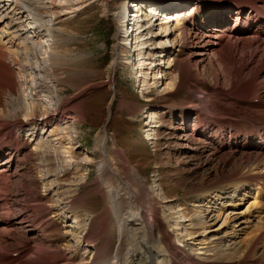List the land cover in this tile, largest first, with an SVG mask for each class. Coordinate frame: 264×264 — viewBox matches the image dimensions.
Returning <instances> with one entry per match:
<instances>
[{
    "label": "rangeland",
    "instance_id": "rangeland-1",
    "mask_svg": "<svg viewBox=\"0 0 264 264\" xmlns=\"http://www.w3.org/2000/svg\"><path fill=\"white\" fill-rule=\"evenodd\" d=\"M108 1L111 16L121 14L126 6L122 0ZM187 1L184 8H177V12L183 10L178 14L172 13L174 10H166L165 6L159 9L163 14L172 13L170 16L163 15L164 18L171 17L168 26H172V31L175 25L180 31L181 27L185 30L184 39L180 36L181 42L177 39L178 42L166 56H169L170 63L166 71L168 78L162 80L159 87L168 88L170 83L175 88L165 96L150 88L144 94L139 76L133 72L132 65L125 62L127 58L130 63L133 61V47L127 42L122 52L116 49L115 22L104 14L101 7L94 4L79 10L60 25V32H55L59 41L56 47L60 53L74 57L55 73L61 106L75 121V137L70 143L55 140L54 130L60 125L61 128L69 125L63 124L68 121L62 113L47 126L41 122L35 126H32L33 123L24 124L21 132L14 127L15 120L7 119L6 124L1 122L0 145H5L4 149L9 145L18 150L16 163L9 168L8 175H4L6 178L0 177V245L8 248L4 254L0 253V257H11L4 264L17 263L12 257L25 258L33 246L48 250L60 248L69 255L76 248L73 241V234H77L73 228L75 217L78 215L76 218L84 223L87 217L93 219L106 207L107 188L103 182L118 185L120 194H125L124 186L116 183L111 173H104L99 179L98 165L102 152L95 149V142L103 136L107 138L108 155L115 160L116 167L112 165L113 168L122 170L120 164L116 165L122 162V165L136 171L132 176L123 174L124 179L134 184L140 179L143 183V192H137V200H131L133 206H150L149 211L159 226L162 216H165L169 230L177 235L181 233L183 240L188 239L187 234L181 225L176 228L175 222L182 221L186 227L191 222L196 225L201 210V216L207 217V226L206 231L196 226L195 231L201 235L195 239L196 242H200L203 236L224 232L230 225V217L249 216L254 210L249 208L252 204L258 206L254 212L256 215L258 212L264 214V53L254 46L244 50L238 46L233 51L236 66L244 69L239 79H234L229 70L219 63L214 52H206L203 59L197 57L205 34L211 33L214 28L213 24L205 23L208 12L213 14V11L203 3L192 5V0ZM230 1L233 3V0ZM230 12L225 13L229 16L227 25L232 27L236 23L241 28L240 20H235V15ZM184 14H191L189 19L184 18L185 22L182 20ZM198 22L209 25L200 32L195 25ZM2 28L1 25L0 30ZM180 31H176L175 35ZM193 32H197L195 37ZM220 41L221 46L223 43L236 46L235 41L227 37H222ZM221 46L214 48L219 50ZM116 54L120 61L111 69ZM11 68L12 87L18 93L21 79L15 68ZM2 93L0 103L6 109L9 107L8 100ZM22 96L18 121H24V115L30 111L29 96ZM194 104L198 105L194 108L198 112L187 109ZM35 110L37 119H40L41 112L38 107ZM151 113H154V124H150ZM28 131L31 133L30 140L36 136V139L42 137L53 141L62 161L50 152L45 166L42 148L34 150L36 139L29 140L30 143L24 140L30 134ZM147 134L154 135L155 139L146 138ZM10 137L17 140L13 142ZM67 150L71 153L68 154ZM104 177H107L106 180ZM248 181L262 185L259 192L250 191L240 203L235 201L237 205L231 204L230 186ZM56 182L64 187L67 185L68 192H72H61ZM220 192L222 199L215 201L214 195ZM62 202L71 206V211L66 210L63 216L60 214ZM16 218L22 222L12 226L11 222ZM90 238L94 239L95 246H99L97 249L104 248L106 243L98 242L93 235ZM187 242L193 244V241ZM82 250H79L78 256L72 252V264L79 263L83 256L88 260L90 249ZM177 258L173 264H181V259Z\"/></svg>",
    "mask_w": 264,
    "mask_h": 264
},
{
    "label": "bare ground",
    "instance_id": "bare-ground-1",
    "mask_svg": "<svg viewBox=\"0 0 264 264\" xmlns=\"http://www.w3.org/2000/svg\"><path fill=\"white\" fill-rule=\"evenodd\" d=\"M122 1L126 4L121 11L122 13H119V15L112 14L111 16L108 0H0V24L3 27L2 30H0V93L4 92L2 95H5V99L8 100V108H10V110L8 108L5 109V107L2 108L3 105L0 103V125L1 122L2 124H6L5 122L7 119H13L15 120L14 127H17L18 131L21 132L24 124L33 123L32 126H35L38 122H41L42 124L45 123L44 126H47L52 124L53 119L60 116L59 114L62 113L68 121L63 124L69 123V125L65 128H61L62 126L60 125L59 128L54 130L53 134L55 136H53L56 137L55 140L58 141V143L64 140L68 143L73 142L75 137V128L73 125L75 121L71 120L72 116L64 112L61 106L62 99L58 94L59 82L58 78H56L55 71L60 69L63 65H66L68 60H73L74 57L72 58L73 55H64L60 53L57 48L58 46L56 47L59 41L55 36V32L58 33L61 31L60 25L65 23V20L70 19L79 12V10L94 4L101 7L104 14L110 16L115 22L117 30L115 40L118 43L116 49H120L122 52L124 43L128 42L127 44L130 46L132 45L135 55H133V61L130 63L127 58L125 62L126 65L128 63L131 64L133 72L136 76H139L140 85L144 94L150 91L149 88L156 89L157 94L160 96H165L174 91L175 87L170 83L167 84L168 88L161 89L159 86L162 80L165 81L168 78L166 71L170 68V63L168 59L169 56H166L169 55V50L178 42L177 39H179V41L182 37L184 39L183 34L185 35V30L181 27L180 31V28L177 29V25H175L172 31V26H168L171 22V17L164 18V16H170L172 13L178 14L183 11L180 10L177 12V8H184V6L188 4L186 3L187 0ZM192 1V5L203 3L207 9H212L213 11V14H209L208 12L206 16L208 19L205 20V23L209 22L213 24L214 28L211 33L205 34L197 57L199 56L203 59L206 57V52H214L213 55H215L219 63L223 64L226 70H229L234 79H239L240 73L244 69L241 66H236V57L233 56V51L238 48V46L241 50L250 49V47L254 46L255 49L261 48L262 53H264V0H238L236 2L233 0V3L230 0ZM129 3L132 7L131 5L129 6ZM160 6H165L166 10L174 11L170 14H163L164 12L161 13L159 10ZM129 10L131 12V18L128 17ZM228 10L232 13L234 12L235 20H240L242 23L241 28H238L235 21L232 27L227 25L229 16L227 17L225 13ZM246 10L248 11L247 13ZM190 16L191 14L182 15L183 22H185L187 18L189 19ZM184 18L186 19L184 20ZM162 19L165 20L163 21ZM175 19H178L176 15ZM209 23L207 24L209 25ZM195 25L200 32L204 30L206 26L208 27V25L202 22H198ZM197 29L195 31H197ZM176 31H180V34L175 35ZM131 33H133V36L136 34L134 37L135 41ZM196 33L197 32H193L194 37L197 35ZM222 37L232 39V42L235 41L234 43L236 46L231 47L229 43H223L221 46L222 41H220V39H222ZM131 40L132 42H130ZM215 41L219 42L216 43ZM217 45L221 46L219 50L214 48ZM253 54L256 55L254 52ZM118 61H120V58L118 54H116V56L113 57L110 68L114 69V67L119 64ZM11 66L15 68V72L21 79V83H18V93L14 92L12 87L13 78L11 79V74L13 69ZM21 95L29 96L30 111H27L24 115V121L17 120V116L19 115L18 112L21 109ZM145 97L146 96H144V98ZM200 103L202 105V102ZM197 106V104H194L189 107L190 109H187L198 112L197 108L194 109ZM36 107H38V110L41 112L40 119H37ZM153 116L154 113L149 115V118H151L150 124H154V121H152L154 119ZM29 133L28 131V134ZM30 136L31 133L27 135L24 140L29 142ZM146 138L155 139L154 135L152 137L151 134H147ZM9 139H11V137ZM14 139L17 140V138ZM14 139L11 140L14 142ZM35 139L36 136L30 141ZM35 141H37V144L34 150L42 148V156L46 160L45 166H47L49 162L48 154L50 152H53V154L61 160V155L60 153L58 155L57 147L54 146L53 141L44 140L42 137H37ZM106 143L107 138L105 136L99 138L95 142V149L100 153L102 152L100 159L101 163L99 162L98 165L99 179L102 178L104 173H111L116 179L115 182L123 185L126 192L125 194H120L118 187H116L118 185H109L104 181L103 184L106 185L107 190L105 191L106 207L103 209V213L96 217H92L93 219L87 217L84 223L76 218L78 215L75 217V226H73V228L75 232L77 231V234H73V241L74 244H76L74 252L72 251L73 255L76 256L80 249H90V251L88 252V260L84 259L85 256H83L79 263L73 264H173L177 257L179 261L181 259V264H192L195 262L198 264H264V214L262 212H258L257 215L254 213L258 206L255 207V205L252 204L249 207L252 208V210L254 209L253 212L251 211V214L249 213V216L241 214V216L228 218L230 220V225L226 227L224 232L218 231L210 237L202 235L201 241L196 242L195 239L201 236L198 235L199 233L197 230L195 231V228H198L196 226H201L204 231H206L205 229L207 226L205 221L207 217L204 218V216H201L203 215V211L201 210L198 214L199 216L197 215L196 225H192L191 222L189 226L186 227L182 225V221L175 222L176 228L181 225L187 234L186 236L188 239L183 240L181 238V233L177 235L175 231L169 230L165 216H162V221H160L163 225L160 223L161 226H159L149 211L150 206L144 208L133 206L131 200H137V192H139V194L143 192V183L140 179H137V183L135 181L136 184L126 181L123 174L132 176L136 174V171L134 168L122 165V162L116 164H120L122 170L113 168L112 165L115 166V160L108 155ZM5 147V145H0V177L8 175L9 168L13 163H16L17 160L16 156L18 150L14 149L12 146L9 147V145H7L6 149H4ZM17 147L18 146H16V148ZM67 153L70 154V150H67ZM69 158L74 161L71 155H69ZM89 162L90 161H88V163ZM48 169L49 167L47 170ZM258 172L260 173L261 171ZM112 176H110L111 179L113 178ZM4 178L6 177L4 176ZM104 178L106 180L107 177ZM252 182L253 181H248V183H234V185L230 186V193L232 195L230 203L234 204L235 201L240 203L245 197L249 196L250 191H252V193L259 192L258 190L262 185L260 186L259 183ZM56 186L57 189H62L61 192L63 193L68 192L69 187L67 185L68 188L66 186L65 188L62 186V183L59 182ZM71 192L72 191L69 190L68 193ZM221 192L214 195V198H216L215 201L222 199L223 194ZM148 205L150 204L148 203ZM70 207L68 203L62 202L60 214L62 213L63 216V214L67 213L66 210H70ZM217 211L219 214V210ZM218 214L214 220H216ZM146 216L148 218H145ZM181 216L182 214L180 218ZM251 219L253 220L251 221ZM14 220V222H11L12 226L22 222L20 218ZM82 234L85 235L83 236ZM90 235H93L98 242L102 241L106 243L104 244V248L97 249L96 247L99 246L94 245V239H91ZM187 241H193V244H188ZM6 248L7 246L0 245V253L7 251L8 248ZM72 252L69 256L66 255L65 250L60 248L48 250L42 248V246H33L31 252L25 258L22 257L23 259H20L19 257H12V260L17 262L15 264H47L45 263L47 261L56 264H72V257H74ZM4 257L5 256L0 257V264H4L9 258L11 259L10 256ZM12 260L10 262H12Z\"/></svg>",
    "mask_w": 264,
    "mask_h": 264
}]
</instances>
